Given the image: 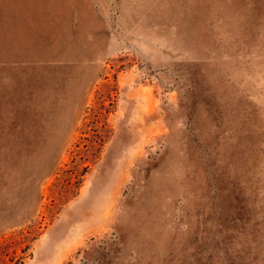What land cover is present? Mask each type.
Returning <instances> with one entry per match:
<instances>
[{"label":"rangeland","instance_id":"1","mask_svg":"<svg viewBox=\"0 0 264 264\" xmlns=\"http://www.w3.org/2000/svg\"><path fill=\"white\" fill-rule=\"evenodd\" d=\"M0 264H264V0H0Z\"/></svg>","mask_w":264,"mask_h":264}]
</instances>
